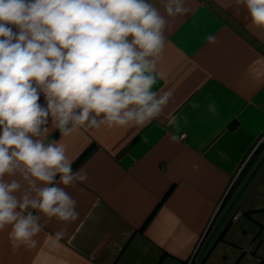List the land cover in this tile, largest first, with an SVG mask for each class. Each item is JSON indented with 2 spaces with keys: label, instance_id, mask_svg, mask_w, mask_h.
<instances>
[{
  "label": "crops",
  "instance_id": "obj_1",
  "mask_svg": "<svg viewBox=\"0 0 264 264\" xmlns=\"http://www.w3.org/2000/svg\"><path fill=\"white\" fill-rule=\"evenodd\" d=\"M148 2L166 15L162 0ZM185 2L191 13L167 17L157 64L163 75L153 91L172 94L164 113L144 127H78L66 137L54 136L49 118L48 139L65 145L73 172L87 173L65 188L78 219L29 209L43 225L36 246L13 249L8 226L0 231V264H237L261 237L264 31L234 0ZM210 100L215 114L207 112ZM38 103L46 106L43 95ZM173 133L183 138L171 143ZM12 179L22 185L19 198L28 186L18 174L5 176Z\"/></svg>",
  "mask_w": 264,
  "mask_h": 264
},
{
  "label": "clouds",
  "instance_id": "obj_2",
  "mask_svg": "<svg viewBox=\"0 0 264 264\" xmlns=\"http://www.w3.org/2000/svg\"><path fill=\"white\" fill-rule=\"evenodd\" d=\"M234 3L264 31V0ZM162 4L166 15L148 0H0V231L11 226L13 249L36 246L43 225L29 209L64 222L79 216L65 188L85 182L87 173L73 172L65 145L48 139L49 118L63 137L78 127H144L171 102V93L153 91L163 75L157 64L167 17L192 10L185 0ZM206 40L215 44L217 37ZM41 95L46 106L38 103ZM216 111L210 100L207 112ZM168 124L179 133L177 116ZM176 133L171 143L183 138ZM17 174L28 186L19 198L20 181L5 180ZM54 235L62 239L64 231Z\"/></svg>",
  "mask_w": 264,
  "mask_h": 264
},
{
  "label": "rangeland",
  "instance_id": "obj_3",
  "mask_svg": "<svg viewBox=\"0 0 264 264\" xmlns=\"http://www.w3.org/2000/svg\"><path fill=\"white\" fill-rule=\"evenodd\" d=\"M220 219V217H219ZM261 237L255 239L253 244H249L250 252L248 251L245 258H241L237 264H261L264 263V230L261 232Z\"/></svg>",
  "mask_w": 264,
  "mask_h": 264
},
{
  "label": "trees",
  "instance_id": "obj_4",
  "mask_svg": "<svg viewBox=\"0 0 264 264\" xmlns=\"http://www.w3.org/2000/svg\"><path fill=\"white\" fill-rule=\"evenodd\" d=\"M58 133H59V130L54 134V136L57 135ZM54 136H53V138H54ZM53 138H52V139H53ZM151 216H152V215H151ZM151 216H150V218H151ZM261 264H264V263L262 262Z\"/></svg>",
  "mask_w": 264,
  "mask_h": 264
}]
</instances>
